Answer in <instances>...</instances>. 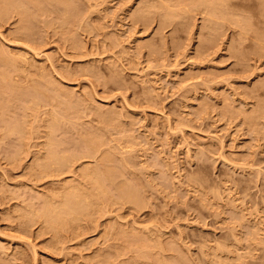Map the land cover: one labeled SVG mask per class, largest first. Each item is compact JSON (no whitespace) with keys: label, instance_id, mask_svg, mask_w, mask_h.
Wrapping results in <instances>:
<instances>
[{"label":"rangeland","instance_id":"374dc122","mask_svg":"<svg viewBox=\"0 0 264 264\" xmlns=\"http://www.w3.org/2000/svg\"><path fill=\"white\" fill-rule=\"evenodd\" d=\"M210 1L0 0V264H264V0Z\"/></svg>","mask_w":264,"mask_h":264},{"label":"bare ground","instance_id":"6f19581e","mask_svg":"<svg viewBox=\"0 0 264 264\" xmlns=\"http://www.w3.org/2000/svg\"><path fill=\"white\" fill-rule=\"evenodd\" d=\"M22 1H23V0H22ZM204 1H205V0H203V4L205 3ZM213 1L215 2V0H213ZM213 1H210L211 3L209 2V3H210L209 5H210L211 8H215V7H216L215 5H216V2H217V1H220V2H221V0H217V1L215 2V4H213V3H214ZM197 2H198V1H197ZM203 4H201V5H203ZM217 4H218V3H217ZM220 4H221V3H220ZM220 4H219V5H220ZM204 5H205V4H204ZM213 5H214V7H213ZM18 7H19V6H18ZM203 7H204V6H203ZM208 8H209V7H208ZM218 8L221 9L220 6H219ZM218 8L216 7L215 9L218 10ZM24 10H25V9H24ZM211 11H212V9H211ZM214 11H215V10H213L212 13H213ZM216 13H217V14L220 13V10L217 11ZM2 51H3V50H2ZM0 79H2L1 76H0ZM53 126H54V125H53ZM52 129H54V128H52ZM51 131H52V130H51ZM50 146H51V145H50ZM56 146H57V145H56ZM52 147H53V145H52ZM57 147H59V146H57ZM57 147H56V148H57ZM50 150H51V149H50ZM57 150H58V148H57ZM53 151H54V150H52V153H53ZM55 151H56V149H55ZM50 152H51V151H50ZM50 152H49V153H50ZM58 152H59V151H58ZM55 153H56V152H55ZM87 153H89V152H88V149H87ZM49 156H50V155H49ZM52 156H53V154L51 155V157H52ZM55 156H57V153H56ZM59 156H61V155H59ZM90 156H91V155H90ZM63 157H64V156H63ZM92 157H93V156H92ZM60 158H61V159H60ZM53 159H54V156H53ZM58 159H60L61 161H62V159H63V161L66 160V158H65V160H64V158H62V157H58ZM58 159H57V160H58ZM60 160L57 161V162H60ZM57 162H56V163H57ZM101 168H102V167H101ZM98 169H99V168H98ZM90 171H91V170H90ZM90 174L92 175V173H90ZM94 175L97 176V181H98V177H100V176L102 177V175H100V172H98L97 170L93 171V175H92V176L95 177ZM99 175H100V176H99ZM101 177H100V180H101ZM95 178H96V177H95ZM100 180H99V181H100ZM103 180H104V179H103ZM99 181H98L97 183H96V181H94V183L97 185V184L99 183ZM100 182H101V181H100ZM102 183H104V182H102ZM104 184H105V183H104ZM104 184H102V185H104ZM100 185H101V184H100ZM100 185L98 184L97 187L100 186ZM100 187H102V186H100ZM102 188H103V187H102ZM102 188H101V190H102ZM103 189H104V188H103ZM99 191H100V189H99ZM102 192H105V190H104V191L102 190ZM67 200L69 201L70 199H67ZM71 203H72V202H71ZM62 205H63V204H62ZM62 205H61V206H62ZM64 206H67V204L64 205ZM69 208H70V207H69ZM63 209H64V207H63ZM64 210H65V209H64ZM68 212H69V211H68ZM65 214H66V213H65Z\"/></svg>","mask_w":264,"mask_h":264}]
</instances>
